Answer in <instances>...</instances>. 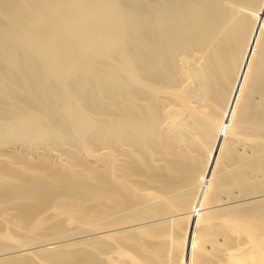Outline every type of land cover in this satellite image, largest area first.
Masks as SVG:
<instances>
[{
  "label": "bare ground",
  "instance_id": "bare-ground-1",
  "mask_svg": "<svg viewBox=\"0 0 264 264\" xmlns=\"http://www.w3.org/2000/svg\"><path fill=\"white\" fill-rule=\"evenodd\" d=\"M0 264H264V0H0Z\"/></svg>",
  "mask_w": 264,
  "mask_h": 264
},
{
  "label": "rangeland",
  "instance_id": "rangeland-1",
  "mask_svg": "<svg viewBox=\"0 0 264 264\" xmlns=\"http://www.w3.org/2000/svg\"><path fill=\"white\" fill-rule=\"evenodd\" d=\"M84 232H85V231H84ZM80 233H81V232H80ZM88 233H89V232H88ZM88 233H87V234H88ZM82 234H83V233H82ZM84 234H85V235H84ZM84 234H83V237H82L81 235H79V233H76V234H73V235H74V236H75V235H79V236H81V237H78V238H80V239L85 238V237H87V236L90 235V234L86 235V233H84ZM68 235H69V234H66V235H63V236L66 238V236L68 237ZM73 235H71V238H70L72 241H73V239L75 240V239L77 238V237H74ZM72 236H73V237H72ZM61 237H62V236H61ZM64 237H62V238H64ZM69 237H70V235H69ZM69 237H68L67 240L64 238L63 240H59V241L62 242V244H64L63 242H67L68 240H70ZM78 238H77V239H78ZM57 239H59V237H58ZM57 239L55 238V240H57ZM77 239H76V240H77ZM53 240H54V239H53ZM71 240H70V242H71ZM50 241H52V240H50ZM59 241H55V242H59ZM60 242H59V243H60ZM68 242H69V241H68ZM68 242H67V243H68ZM37 244H38V243H37ZM37 244H34V245L37 246ZM39 244H40V243H39ZM53 244H54V245H58V243H56V244L53 243ZM60 244H61V243H60ZM49 245H50V244H49ZM51 245H52V244H51ZM32 246H33V244H32ZM32 246H29V247H32ZM35 246H33V247H35ZM15 253H16V252H15Z\"/></svg>",
  "mask_w": 264,
  "mask_h": 264
}]
</instances>
